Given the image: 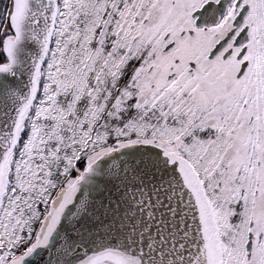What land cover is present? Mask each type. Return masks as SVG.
<instances>
[{
	"label": "snow or ice",
	"instance_id": "1",
	"mask_svg": "<svg viewBox=\"0 0 264 264\" xmlns=\"http://www.w3.org/2000/svg\"><path fill=\"white\" fill-rule=\"evenodd\" d=\"M0 264H264V0H0Z\"/></svg>",
	"mask_w": 264,
	"mask_h": 264
}]
</instances>
